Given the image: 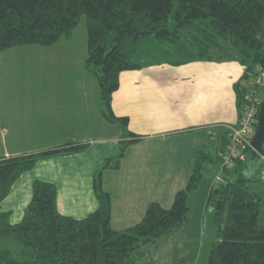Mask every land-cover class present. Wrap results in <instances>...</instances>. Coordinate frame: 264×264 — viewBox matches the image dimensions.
I'll return each instance as SVG.
<instances>
[{
    "label": "trees",
    "instance_id": "obj_1",
    "mask_svg": "<svg viewBox=\"0 0 264 264\" xmlns=\"http://www.w3.org/2000/svg\"><path fill=\"white\" fill-rule=\"evenodd\" d=\"M82 16L87 24L84 68L98 82L103 117L118 124L127 138L95 171L92 188L98 205L86 216L59 212L56 185L42 179L32 181L31 199L19 221L12 222L10 212L0 209V264H142L140 247L185 222L189 192L209 165L217 163L221 179L209 188L206 201L219 228L206 264H264V193L253 187L264 178L260 171L249 172L247 162L258 156L251 147L244 150V160L221 165L219 152L230 143V125L219 132L198 131L204 141L171 206L150 202L141 220L126 229L111 226V196L102 187L103 170L118 168L126 148L136 140L129 138L127 118L113 113L111 99L119 73L140 66L143 40L165 44L174 63L235 60L243 65L233 85L239 114L249 103V78L264 69V0H0V52L22 44L51 45L69 36ZM263 100L264 95L260 104ZM209 139L215 142L214 152L205 149ZM85 147L68 142L0 157V208L14 181L40 158Z\"/></svg>",
    "mask_w": 264,
    "mask_h": 264
},
{
    "label": "crops",
    "instance_id": "obj_2",
    "mask_svg": "<svg viewBox=\"0 0 264 264\" xmlns=\"http://www.w3.org/2000/svg\"><path fill=\"white\" fill-rule=\"evenodd\" d=\"M85 31L80 45H74L72 31L47 46L53 51V60L47 63L61 74L37 78L34 85L44 91L32 93L28 99L15 96L14 102L0 96V157L68 142L86 144L79 152L40 158L14 181L0 208L10 212L12 222L24 214L34 179L56 185L59 212L76 218L92 212L98 205L92 175L127 138L118 124L108 122L101 113L98 82L84 68L87 27ZM166 47L152 38L143 40L140 66L122 70L112 94L113 113L127 118L129 138H136L126 148L120 166L102 172L115 229L140 221L152 201L169 208L192 173L195 152L203 140L198 131L219 132L238 119L233 85L242 75L243 65L235 60L174 63L162 57ZM146 52L152 56L143 60ZM33 130L52 132L56 140L50 145L44 142L36 150L30 138Z\"/></svg>",
    "mask_w": 264,
    "mask_h": 264
},
{
    "label": "rangeland",
    "instance_id": "obj_3",
    "mask_svg": "<svg viewBox=\"0 0 264 264\" xmlns=\"http://www.w3.org/2000/svg\"><path fill=\"white\" fill-rule=\"evenodd\" d=\"M86 27V18L82 16L73 30L74 32H72L74 33V45L81 44L83 34L85 35L86 33ZM157 53L159 52H155L154 54L157 55ZM161 54L162 57L166 58H170L171 56V53L168 54L166 49ZM150 56L152 55L146 52L143 60ZM139 58L141 59V57ZM48 60H53V51L44 45L22 44L1 51L0 96L2 95L6 101L10 100L14 102L15 96H20L21 99L22 97L28 99L32 93L44 91L34 85L36 79L42 78L44 80L50 75L61 74L60 70L53 68V64L47 63ZM256 82V78L250 77L247 83L248 88ZM258 95L261 98L264 95V87L261 85L258 88ZM19 104H22L20 100ZM26 106L32 108V104L28 103ZM23 107L26 109L25 106ZM110 127L113 129L115 126L112 125ZM22 132V135L30 136L26 131ZM29 132L31 133V131ZM42 132L44 131L33 130L32 136H30L33 139L32 146L36 150L40 148V145H44V142L50 145V142L56 140L55 135L51 134L52 132L41 134ZM202 141L204 140H199V143ZM214 143L213 139H209V147L205 149L209 152H214ZM247 163L250 173L256 171H260L261 173L264 171V163H261V159L258 157L250 159ZM218 166L220 167L219 163L214 166L209 165L198 187L192 189L191 193L189 192V210L185 222L171 233L161 236L155 242L140 247V262L142 264L145 262L150 264H206L209 249L213 242L217 240L219 228L218 223L214 219L212 207L206 201L210 186L217 182V176L220 175ZM94 175L95 173L92 175L91 183H93ZM253 187L258 192L264 193V182L257 183Z\"/></svg>",
    "mask_w": 264,
    "mask_h": 264
},
{
    "label": "built area",
    "instance_id": "obj_4",
    "mask_svg": "<svg viewBox=\"0 0 264 264\" xmlns=\"http://www.w3.org/2000/svg\"><path fill=\"white\" fill-rule=\"evenodd\" d=\"M257 82L249 88L247 98L249 103L245 105L242 112L238 114L237 122L229 127L230 143L224 151L219 152L221 157V165L231 166L234 159H245V149L251 147L250 140L256 131L257 115L261 97L258 95L259 86L264 84V69L259 68L256 77ZM253 149V148H252ZM262 153L257 152V157L264 163V142L262 145ZM264 178V171L261 172ZM221 179V176H218Z\"/></svg>",
    "mask_w": 264,
    "mask_h": 264
},
{
    "label": "water",
    "instance_id": "obj_5",
    "mask_svg": "<svg viewBox=\"0 0 264 264\" xmlns=\"http://www.w3.org/2000/svg\"><path fill=\"white\" fill-rule=\"evenodd\" d=\"M263 142H264V100L259 107L257 128L253 137L250 140V144L255 151L262 153Z\"/></svg>",
    "mask_w": 264,
    "mask_h": 264
}]
</instances>
